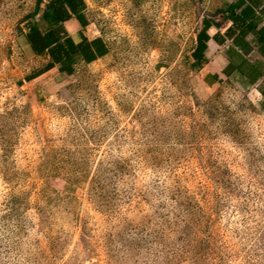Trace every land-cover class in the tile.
I'll return each instance as SVG.
<instances>
[{"label": "rangeland", "instance_id": "obj_1", "mask_svg": "<svg viewBox=\"0 0 264 264\" xmlns=\"http://www.w3.org/2000/svg\"><path fill=\"white\" fill-rule=\"evenodd\" d=\"M37 2L0 0V264H264V105L195 66L205 1L89 0L109 53L28 81Z\"/></svg>", "mask_w": 264, "mask_h": 264}, {"label": "crops", "instance_id": "obj_2", "mask_svg": "<svg viewBox=\"0 0 264 264\" xmlns=\"http://www.w3.org/2000/svg\"><path fill=\"white\" fill-rule=\"evenodd\" d=\"M51 1L55 7L63 9L64 20L50 25L42 19L41 12L40 19L35 21L42 34L58 37V42L53 43L50 50L56 56H61L64 67L67 55L75 56L76 61L72 65L75 71L76 65L93 63L109 53L106 40L90 20L89 0ZM204 1L207 11L195 34L193 48L194 51L198 39L202 43L203 38L207 37L204 51L206 60L201 63L200 69L214 82L234 81L253 90L264 103V0ZM49 2L45 0L44 8ZM24 36L26 47L33 52ZM68 40H72L74 45L81 43L75 54H72ZM36 55L46 56V65L52 61L47 50ZM86 56H92L94 60L88 62ZM59 66V63H55L49 70H59Z\"/></svg>", "mask_w": 264, "mask_h": 264}, {"label": "trees", "instance_id": "obj_3", "mask_svg": "<svg viewBox=\"0 0 264 264\" xmlns=\"http://www.w3.org/2000/svg\"><path fill=\"white\" fill-rule=\"evenodd\" d=\"M42 1L43 0H38L36 7H35V10L33 13H31L30 17H34L37 14H39L40 11H42V14H41L42 19L48 21L50 23V25L59 24V22H62L64 20L63 19L64 18L63 9H61L60 7H55L52 4L51 0L48 3V5L44 9H42V7H41ZM26 29H27V32L25 33L26 40L30 44L33 52L35 54H42L43 52H45L47 50L49 52L51 58H52V61L49 62L43 69L35 72L34 74L28 75L26 77V80L29 81V80L39 76L43 72L52 68L55 63L60 64V66H59L60 72H66L67 74H72L74 72L72 65L76 61L75 56H71V57L68 55L65 56V59H67L66 60L67 64L64 67L61 56H56L50 50V46L53 43L58 42V40H59L58 37L54 36V34H49L48 37L46 35L42 34L39 27L37 26V23L35 20L29 21L27 26H26ZM206 40H207V37L206 38L204 37L202 40L203 42L201 43L198 39L197 47L192 52V55H193L194 60H195V66L200 67L201 63L206 60V58L204 57V51L206 49V43H205ZM68 43L71 46L72 54H75V52L77 51V48H79L81 43L74 45L72 40H68ZM85 59L88 62H91L92 60H94V57L86 56ZM262 104L264 105V103H262Z\"/></svg>", "mask_w": 264, "mask_h": 264}]
</instances>
